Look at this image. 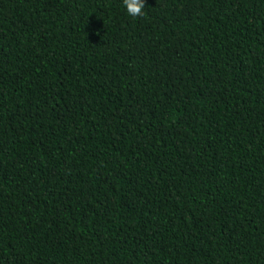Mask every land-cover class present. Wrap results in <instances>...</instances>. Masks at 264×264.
<instances>
[{"label":"trees","instance_id":"16d2710c","mask_svg":"<svg viewBox=\"0 0 264 264\" xmlns=\"http://www.w3.org/2000/svg\"><path fill=\"white\" fill-rule=\"evenodd\" d=\"M0 0V264H264V0Z\"/></svg>","mask_w":264,"mask_h":264},{"label":"clouds","instance_id":"9594fccd","mask_svg":"<svg viewBox=\"0 0 264 264\" xmlns=\"http://www.w3.org/2000/svg\"><path fill=\"white\" fill-rule=\"evenodd\" d=\"M145 5V0H123V6L131 17H142Z\"/></svg>","mask_w":264,"mask_h":264}]
</instances>
